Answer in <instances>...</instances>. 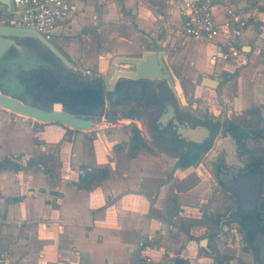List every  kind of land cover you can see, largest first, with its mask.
Listing matches in <instances>:
<instances>
[{"label": "crops", "instance_id": "obj_1", "mask_svg": "<svg viewBox=\"0 0 264 264\" xmlns=\"http://www.w3.org/2000/svg\"><path fill=\"white\" fill-rule=\"evenodd\" d=\"M181 1L76 0L77 11L57 24L54 38L72 64L97 69L101 77L118 54H139L150 44L166 49L174 78L182 73L181 64L190 63L197 79L202 74L221 81L218 89L204 85L202 78L201 84L196 81L197 90L220 100L217 118L256 117L264 126V0L239 1L261 9L243 29L241 56L232 59L222 57L226 47L220 37L200 42L181 34ZM213 1L222 22L225 0ZM4 5L3 14L10 15ZM175 46L180 47L176 52ZM253 107L260 108L259 115L247 114ZM109 109L110 104L91 129H78L0 106V161L10 158L17 164L0 167V247L14 264H167L172 255L187 264H258L256 252L236 233L228 236L231 242L221 236L222 219V228L207 227L200 216H192L186 226L174 223L185 198L173 181L184 187L189 182L186 191L202 195L210 185L196 173L204 167L212 177V165L203 160L196 167H175L142 132L145 145L132 154L131 129L115 128ZM152 151L161 158L149 159ZM166 158L172 160L171 178L161 162ZM93 169H104L106 177L92 188L80 187V176ZM204 238L207 246L201 245ZM216 245L243 253L217 255ZM225 254L229 260L222 259Z\"/></svg>", "mask_w": 264, "mask_h": 264}, {"label": "water", "instance_id": "obj_2", "mask_svg": "<svg viewBox=\"0 0 264 264\" xmlns=\"http://www.w3.org/2000/svg\"><path fill=\"white\" fill-rule=\"evenodd\" d=\"M11 10V0H2ZM31 43L38 50H45L63 63L58 66L45 61L35 64L24 57L15 64L17 69L28 75L29 80L38 79L32 85L24 83L23 90H8L0 82V106L13 112L35 118L43 122H59L78 129H91L95 118H101L106 106L114 99L131 95L143 96L148 86L156 80H166L172 95L160 101L167 105L165 119L176 124L182 135L200 141L215 135L222 136L223 128L215 125L187 124L176 104L181 102L175 78L164 58L166 49H155L154 44L139 54H118L113 58L109 71L96 80L76 75L71 59L55 44V38H46L31 27L0 23V60L13 48L17 50L23 43ZM20 50V49H19ZM54 61V59H53ZM130 65L129 68L122 66ZM7 67H0V79L8 76ZM17 79V74L14 75ZM28 81V79H26ZM202 83L214 89L221 86L216 78L204 76ZM135 93V94H134ZM60 104V108L56 105ZM225 120V118H223ZM229 137L217 141L219 149L226 152V167L217 170L222 188L230 191L237 200L238 207L250 214L257 210L263 172L240 175L247 167L237 151V138L229 129ZM208 238L201 240L207 246ZM252 246L258 248V264H264V231L256 227L253 232Z\"/></svg>", "mask_w": 264, "mask_h": 264}, {"label": "flooded vegetation", "instance_id": "obj_3", "mask_svg": "<svg viewBox=\"0 0 264 264\" xmlns=\"http://www.w3.org/2000/svg\"><path fill=\"white\" fill-rule=\"evenodd\" d=\"M55 44L61 48V46L57 43L55 39ZM20 49V50H19ZM18 50L13 48L10 50L7 55L0 60V67H7L8 71H10L9 75L3 79H0L1 84L6 89L16 90L20 92L23 90L22 85L24 83H36L38 79H31L26 73L21 72L17 69L15 65L18 60H21L23 57L26 60H32L35 64H44L45 61H49L51 64H57L58 66L63 65L62 62L54 58L50 53L43 50H38L34 48V45L31 43L23 42L20 45ZM61 50L66 54V52L61 48ZM67 55V54H66ZM68 57V56H67ZM69 58V57H68ZM54 59V61H53ZM70 59V58H69ZM17 74V79H15L14 75ZM28 79V81H26ZM135 94V93H134ZM172 95V91L169 88V85L166 80H156L153 81L147 88L145 95L137 96L131 95L127 97H120L119 99H114L110 104V110H122L128 109L129 113L134 121L140 122L143 121L144 128L146 130L148 140L150 144L154 147L158 148L161 152L169 156L174 161L175 167H183L182 166V156L186 151H200L201 156L199 161L196 163H192L186 167L190 166H198L203 160H206V156L210 155V159L213 167L215 166V170H218L220 167H226V152L223 149H214L212 146L215 136L210 139L196 141L190 139L187 136L181 134L178 126L176 124H170L165 119V112L168 110L167 105H165L160 100L162 98H166ZM178 110L181 112L183 120L187 124H197V125H215L219 123L223 128L222 136H217V140L223 137H229V129L232 130L233 135L237 138L238 148L237 151L242 157V159L247 163V167L243 169L240 175H246L253 172L262 171L263 172V182H264V164L259 165V168L253 169L249 165V161L247 160V156L251 153L250 145L251 140L249 137H252L256 142H262L261 136H256L253 133H244L243 129H238L236 127H230L231 124L237 123L233 117H225V120L220 116L218 118L213 117L209 119L207 116L203 115L200 111L194 110L191 106L185 107L181 102L176 104ZM233 123V124H234ZM140 126V124L138 123ZM142 134V133H141ZM209 159V160H210ZM207 163V160L205 161ZM263 187V183H262ZM262 195V188H261ZM261 198V196H260ZM231 201V198H230ZM238 206V205H237ZM237 209V208H236ZM235 209V210H236ZM234 210H230L226 213V216L222 218V224L224 225L223 232L228 230V225H233L237 227H233L235 230L234 233L249 246L247 240V233L242 228V226L235 220H233L232 213ZM238 229V230H236ZM251 248V247H250ZM251 250V249H250ZM253 250V249H252Z\"/></svg>", "mask_w": 264, "mask_h": 264}, {"label": "built area", "instance_id": "obj_4", "mask_svg": "<svg viewBox=\"0 0 264 264\" xmlns=\"http://www.w3.org/2000/svg\"><path fill=\"white\" fill-rule=\"evenodd\" d=\"M239 1L225 0L223 8L226 17L220 22L215 15L213 0H182L178 5L183 19L181 34L200 42L220 37L226 47L222 57L239 58L242 54L243 29L249 18H254L261 9L259 6H241ZM11 4L10 15H4L2 7L5 5L0 0V23L34 28L48 39L54 37L57 24L71 17L78 9L76 0H11ZM73 67L85 77L93 80L101 78V72L97 69L79 63H74ZM228 240L231 242L232 238L228 237ZM147 260L151 261L150 258ZM0 264H14L10 252L1 247ZM167 264L185 263H180L177 256L172 255Z\"/></svg>", "mask_w": 264, "mask_h": 264}, {"label": "rangeland", "instance_id": "obj_5", "mask_svg": "<svg viewBox=\"0 0 264 264\" xmlns=\"http://www.w3.org/2000/svg\"><path fill=\"white\" fill-rule=\"evenodd\" d=\"M176 47V49H175ZM173 49L176 52L179 50V46H175ZM172 49V50H173ZM130 65H127V68H129ZM173 69L175 71L178 70L177 65H173ZM182 73H179L178 76H175L177 79V85L180 88V92L178 93L180 95L181 101L183 102L185 107H192L194 110L200 111L203 115L207 116L209 119H212L213 117H216V114L220 115V112L222 110L221 102L217 98V95H212V98L208 96V94H203L201 91L197 90L196 88V81L198 80V83H200L202 74L198 76L197 79V73L193 66H191L190 63L181 64ZM201 84V83H200ZM210 90V89H209ZM129 113L128 109H122V110H115V109H109L107 111V117L113 121V123L116 125L115 128L121 129L122 132L130 133V129L133 126H137L140 131L144 134L145 138L149 139L146 133V130L144 128L143 121L140 122L134 121L133 117ZM215 113V114H214ZM233 118L235 120H240V116L233 115ZM219 117V116H218ZM118 119L122 120L119 121ZM253 122H257L258 119L256 117H253ZM140 124V126L138 125ZM132 134V133H130ZM217 136L215 135V139L213 141L212 146H214V149H219L217 146ZM131 142H129L130 144ZM124 144H126L124 142ZM128 147V146H127ZM251 153L248 154L247 160L250 161L251 158H264V144L261 142H256L254 139L251 141L250 145ZM149 159L159 160L161 158V154H159L157 151H152L148 154ZM210 155L206 156L207 163L209 165H212ZM164 166L167 169V176L169 178L172 177L174 170L172 165V160L163 159ZM213 174L212 177L208 174V172L204 169V167L200 168V171H197L196 177L199 179L200 182H204L207 184V186L210 185V189L207 191L206 189L202 193V195H192L188 191H186L187 187H189V182L184 187L182 185V182L177 180H174V187H179L181 190H183V196H184V203H182L183 207H180V212L178 213L177 217L175 218V225L178 227L183 225H189L190 224V218L192 216H200V220L202 224H206L207 227H209V224L213 226L214 228H217L220 225L221 219L226 216V213L230 210H235L237 207V200L236 197L230 192L222 189L221 184L218 180L217 170L213 168L212 165ZM195 173H192L193 175ZM197 179V180H198ZM217 180V181H216ZM216 182V183H215ZM192 183V181H191ZM152 186V185H150ZM172 190V189H171ZM264 198V182L262 187V195ZM231 198V201H230ZM233 225H228V230L222 233V237H228L231 234H234ZM222 228V226H221ZM224 230V227L222 228ZM238 230V229H236ZM207 231V229H206ZM202 233V232H201ZM200 233V234H201ZM178 237H182L183 240L185 236L180 232L177 233ZM222 238V239H223ZM213 250L215 254L221 255V253H229V254H242L241 249L235 248V247H227L219 249L216 245L213 246ZM211 262V261H209ZM207 262L206 264H210Z\"/></svg>", "mask_w": 264, "mask_h": 264}, {"label": "trees", "instance_id": "obj_6", "mask_svg": "<svg viewBox=\"0 0 264 264\" xmlns=\"http://www.w3.org/2000/svg\"><path fill=\"white\" fill-rule=\"evenodd\" d=\"M247 114H260V108L259 107H253L248 110ZM234 123V122H233ZM231 124L230 127H236L238 129H243V132L246 134L253 133L256 136L264 137V126L260 125V122H253L251 118H248V116H244L240 118V120L237 121V123ZM131 144H130V151L132 154L135 153V151L143 149L145 145L144 138L141 134L140 129L135 125L131 127ZM201 156L200 151H186L183 153L182 156V166L186 167L192 163H196L199 161ZM43 156H41V159ZM43 162L44 159H42ZM264 164V158H251L249 161L250 167L253 169L259 168V165ZM11 165L13 167H17V164L13 162L10 158H5L4 160L0 161V167ZM215 169V166L213 167ZM107 172L104 169H93V170H87L84 174L80 176V180L78 182V185L80 187H86V188H92L93 186L97 185L100 180L104 177H106ZM237 209L234 210L232 213L233 220L237 221L242 228L247 233V240L249 243V246L256 252V259L258 260V248L252 246L253 241V232L256 229V227H261L264 231V198L261 196L258 204V208L253 213H246L243 210H241L238 206ZM178 261L180 263H187L186 261H183L177 257ZM222 259L229 260L230 256L225 254L222 256ZM221 261V260H219Z\"/></svg>", "mask_w": 264, "mask_h": 264}, {"label": "bare ground", "instance_id": "obj_7", "mask_svg": "<svg viewBox=\"0 0 264 264\" xmlns=\"http://www.w3.org/2000/svg\"><path fill=\"white\" fill-rule=\"evenodd\" d=\"M60 106H61L60 104H57V105H56V108H60Z\"/></svg>", "mask_w": 264, "mask_h": 264}]
</instances>
